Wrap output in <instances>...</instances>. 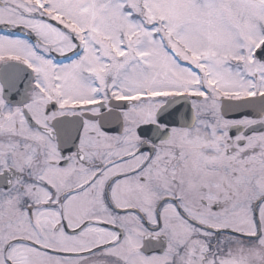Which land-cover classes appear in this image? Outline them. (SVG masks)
Listing matches in <instances>:
<instances>
[{
    "label": "snow or ice",
    "instance_id": "6c2138e0",
    "mask_svg": "<svg viewBox=\"0 0 264 264\" xmlns=\"http://www.w3.org/2000/svg\"><path fill=\"white\" fill-rule=\"evenodd\" d=\"M0 264H264V0H0Z\"/></svg>",
    "mask_w": 264,
    "mask_h": 264
}]
</instances>
